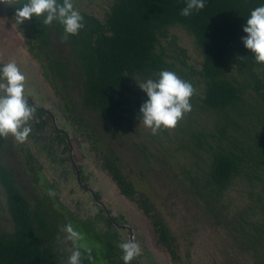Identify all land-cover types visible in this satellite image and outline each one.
Listing matches in <instances>:
<instances>
[{"label":"trees","instance_id":"1","mask_svg":"<svg viewBox=\"0 0 264 264\" xmlns=\"http://www.w3.org/2000/svg\"><path fill=\"white\" fill-rule=\"evenodd\" d=\"M23 2L6 0L17 7ZM185 2L73 0L84 28L67 39L57 22L32 18L17 25L15 6L0 7L66 117L85 137L101 141L104 166L150 220L174 264H196L187 249L193 242L189 223L197 218L175 212L156 193L157 182L148 184L152 163L164 166L163 187L178 182L203 218L223 229L215 264H264V65L241 40L242 25L261 0H207L188 17L180 15ZM162 70L174 71L195 91L192 110L175 128L154 135L140 125L139 107L147 97L136 81L156 79ZM35 109L27 139L43 133L49 121L45 111ZM53 134L47 155L51 148L53 154L65 153L63 136ZM126 154L141 166L134 179L139 190L121 161ZM61 200L35 153L12 136L0 137V264H66L72 244L62 228L68 222L92 249L93 264H124L118 245L126 241L111 222L100 219L102 228L77 219ZM169 214L182 216L179 232Z\"/></svg>","mask_w":264,"mask_h":264},{"label":"rangeland","instance_id":"2","mask_svg":"<svg viewBox=\"0 0 264 264\" xmlns=\"http://www.w3.org/2000/svg\"><path fill=\"white\" fill-rule=\"evenodd\" d=\"M10 61H14L26 76L25 97L31 100L34 106L44 108L50 112L55 119L57 128L67 133L69 141L73 146V154L77 155V165L81 166V175H83L88 186L98 192L100 198L103 196L109 199L108 201L113 203L111 205V210L114 211L113 213L115 215H122L125 219L127 226L132 231L133 238L141 248L138 263L173 264L167 252L157 244L156 237L151 229L152 226H149L148 221L145 220L139 210L131 203L129 204V202L124 201L116 195L117 192L114 185H112L108 177L98 167L96 154L89 148L88 142L78 135L75 127L72 126L71 120L66 118L62 101L51 90L48 82L42 76L38 64L28 53L21 34L18 32L14 23L5 16V10L0 7V65ZM52 138H54V134L50 130V127L47 126L43 133L37 134V137L26 139L23 144L35 153L38 165L42 168L43 175L46 178L54 180L53 182L57 180L60 196L65 201V204L71 209L77 210H80L78 204L85 205L89 207V212L87 213L94 215L98 212V206L90 201V195L83 192L77 184L75 175L70 170V161L66 158L67 161L64 160L61 164L58 161L57 153L53 154L52 148L47 155L46 149H48L47 146L49 144L51 146ZM121 161L123 166L126 167V170L130 169L132 173L139 170L137 167L138 164L132 159H129L127 154L125 158H121ZM146 169L150 170V175L146 179L148 184L157 182V186L154 189L156 193L162 195V200L166 201L165 204H168L169 207L172 205V209L173 207L176 208L175 212L178 211L183 216L184 212H186L191 217L194 216L197 218L196 223H189L190 228H192V237L188 238L193 242H190L191 245L187 251L193 262L196 264H215L216 259L221 257L219 235L223 229L215 228L209 224V218H203V211L193 206L186 190L178 182L174 180L169 181L163 187V181L160 179L164 176V166L161 163H152ZM23 185L27 189L30 187L27 179L25 182L23 181ZM152 196L156 200L155 194ZM169 207L168 210H170ZM168 216L174 230L179 232L175 228L182 227L184 223L182 216H174V218L171 214ZM184 228H186L185 224ZM128 234V231L120 230V235L125 241L129 240ZM186 235L188 236L189 233L187 232ZM239 262H233L232 264H245Z\"/></svg>","mask_w":264,"mask_h":264},{"label":"clouds","instance_id":"3","mask_svg":"<svg viewBox=\"0 0 264 264\" xmlns=\"http://www.w3.org/2000/svg\"><path fill=\"white\" fill-rule=\"evenodd\" d=\"M206 2L186 0L180 15L188 17L203 9ZM0 3L14 5L7 4L6 0H0ZM32 18H42L45 25L59 23L64 39L77 35L84 28V18L73 0H24L18 7L15 6L14 20L17 25ZM242 31L245 34L241 37L243 46L252 53L258 64L264 65V0L250 12ZM25 81V74L14 61L0 65V137L12 136L20 144L31 133L28 122L34 118L36 111L25 97ZM136 83L147 97L139 107L140 125L150 129L154 135L161 129L175 128L183 116L192 110L190 101L194 87L174 71L162 70L156 79L147 78ZM62 231L66 234L65 239L72 244L66 264H84L85 260L93 264L92 249L82 242L81 233L72 223H66ZM118 247L124 264H132L141 255V248L134 238L120 243Z\"/></svg>","mask_w":264,"mask_h":264},{"label":"flooded vegetation","instance_id":"4","mask_svg":"<svg viewBox=\"0 0 264 264\" xmlns=\"http://www.w3.org/2000/svg\"><path fill=\"white\" fill-rule=\"evenodd\" d=\"M28 101H29L30 105L34 106V104L32 103L31 100L28 99ZM34 107L35 108H38V109H42L43 111H45L46 115L49 117V121H48L47 126L50 127V130L52 132L53 131H57L60 135H62L65 143L67 144V148L65 149L66 151H65V153H63L65 155L59 154L60 152L56 151L57 152V155H58V161L61 164H62V162L64 160L67 161V159H68L70 161V170L72 171V174L75 175V178L77 180V184L83 190V192H86V193H88L90 195V201L93 202L94 205H97L98 206V212L95 213L94 215L88 214L87 212H89V207H87L85 205H81V204H78V207H79L80 210L71 209L70 207H69V210H71V211L74 212V215L77 216V219H86V218H88L90 220H94L102 228L104 227V225H103V222H101L100 219L108 220L109 222H111L113 229L119 235H120V230H126L129 233L128 234L129 239L133 238L132 231L127 226V224H126L125 219L123 218V216L122 215H115L113 213L114 211L111 210L112 209L111 205H113V203L109 202L108 201L109 199H107L106 197H103L102 196V198H100V194L98 192L94 191L92 188H90L88 186L87 182L84 180L83 175H81L82 174L81 166L80 165H77L78 164L77 163V160H76L77 159L76 158L77 155L73 154V148H72L73 146H72L71 142L69 141V137H68L67 133L65 131L57 128L56 123H55V119H54L53 115L50 112H48L47 110H45L44 108H41V107H37V106H34ZM65 115H66V113H65ZM72 126L75 127V130L78 133V135L81 138L85 139L88 142L87 144H88L89 148L96 154V156H97L96 160H97L98 167H99L100 171L103 174H105L106 177H108V179L112 183V185H114V187L116 189V192H117L116 195L118 197L122 198L124 201H127V202H129V204L131 203L133 206L136 207L134 201L131 200V199H129L128 196L121 191V189L119 188L118 184L115 182V179L113 178V175L111 173H109V171L107 170V168L104 166V162H105L104 159L106 157V153L101 148V145H102L100 143L101 141L98 142V141H95V140H90L89 138H87L83 134H81L80 130L73 123H72ZM46 127H45V129H46ZM37 134H39V133L37 132ZM60 149H62V147H60ZM30 150H32V149H30ZM137 167L140 168L141 166H139V164H138ZM123 170H124V168H123ZM41 171H42V168H41ZM137 172H138L137 170L135 172H133V173L131 172V170H129V171L126 172L127 175L130 176L129 180L132 181V182L131 181L130 182H131V184L133 186L132 188H134V190H135V186H136V188H138V190L142 186L141 183L135 181L136 180V177H137ZM124 173H125V171H124ZM42 174H43V172H42ZM44 178H46V177L44 176ZM46 179H48L51 184L52 183L55 184V185L58 184L57 180H56V182H53L54 180H51L50 178H46ZM61 201L65 204V201H63V200H61ZM79 202H81V201L79 200ZM139 212L142 214V216L145 218V220L148 221L149 226H150L151 225L150 224L151 223L150 220L140 210H139ZM151 229H152V227H151ZM120 237L122 238L121 235H120ZM162 249L164 250V248H162ZM168 256H169V258L171 260V263H173V261H172V259H171V257H170L169 254H168ZM138 260H139V257L135 258L136 264H139L138 263Z\"/></svg>","mask_w":264,"mask_h":264}]
</instances>
